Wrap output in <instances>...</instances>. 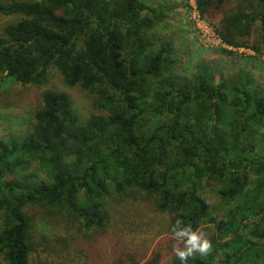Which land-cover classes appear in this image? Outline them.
I'll return each instance as SVG.
<instances>
[{"label": "trees", "instance_id": "trees-1", "mask_svg": "<svg viewBox=\"0 0 264 264\" xmlns=\"http://www.w3.org/2000/svg\"><path fill=\"white\" fill-rule=\"evenodd\" d=\"M213 1L228 0H196L198 13ZM172 7L0 0V16L14 19L0 30V76L39 86L53 67L106 110L80 119L65 92L45 90L29 131L0 138V264H109L96 245L112 194L155 195L156 209L170 214L169 229L177 219L193 229L206 221L221 240L229 237L211 240V253L188 264L259 262L264 82L244 67L224 72L212 60L197 62L190 76L178 73L174 42L153 33ZM219 15L214 33L224 46L245 48L254 21L264 43V0H248L245 10L220 8ZM212 185L225 209L216 223L200 192ZM34 208L76 219L89 240L52 235L34 242Z\"/></svg>", "mask_w": 264, "mask_h": 264}, {"label": "rangeland", "instance_id": "rangeland-1", "mask_svg": "<svg viewBox=\"0 0 264 264\" xmlns=\"http://www.w3.org/2000/svg\"><path fill=\"white\" fill-rule=\"evenodd\" d=\"M8 2L11 0H1ZM21 1V0H20ZM172 5L165 11L164 18L158 22L153 33L170 38L177 49L178 64L176 71L186 76L192 75L197 62L212 60L224 72L237 67L252 71L264 82V43L261 41L257 22L249 23L245 36V48H230L221 44L214 33V25L220 18L219 10H245L248 0L222 1L204 9L200 15L196 0H148ZM12 17L0 16L1 28L13 22ZM252 47H255V51ZM225 50L230 54L221 52ZM47 80L42 85H21L8 82L0 76V138L22 135L29 131L32 115L40 107V97L45 90L65 92L80 119L90 115H106V110L95 95L82 90L78 85L67 86L55 68L50 67ZM252 173V171L250 172ZM217 186H206L200 192L210 204V216L216 223L224 219L225 209L217 195ZM155 195H129L124 197L112 194L107 202L109 222L100 235L96 249L104 254L109 264H143L149 258H155V264H172L175 258L174 243L169 229V212L158 211L155 207ZM32 216V238L42 242L52 235L75 238L87 242L88 234L83 232L76 219L66 218L46 209L34 208ZM211 241L222 242L213 223L202 222L198 228ZM229 236V235H228ZM264 263V254L257 264Z\"/></svg>", "mask_w": 264, "mask_h": 264}, {"label": "clouds", "instance_id": "clouds-1", "mask_svg": "<svg viewBox=\"0 0 264 264\" xmlns=\"http://www.w3.org/2000/svg\"><path fill=\"white\" fill-rule=\"evenodd\" d=\"M170 233L174 241L172 248L180 264H188L189 259L197 255L207 256L213 250L211 241L200 229H193L182 220L177 219L171 225Z\"/></svg>", "mask_w": 264, "mask_h": 264}]
</instances>
